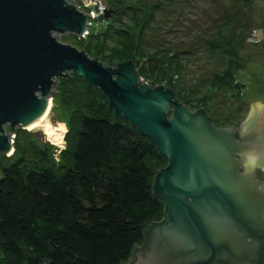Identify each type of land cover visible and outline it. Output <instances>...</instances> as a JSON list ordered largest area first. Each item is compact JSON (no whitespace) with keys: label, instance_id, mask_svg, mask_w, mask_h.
I'll return each mask as SVG.
<instances>
[{"label":"water","instance_id":"95a60500","mask_svg":"<svg viewBox=\"0 0 264 264\" xmlns=\"http://www.w3.org/2000/svg\"><path fill=\"white\" fill-rule=\"evenodd\" d=\"M74 1L0 0V154L12 155L17 127L51 110L53 80L78 76L166 162L153 184L163 219L145 229L129 264H264V188L239 175L233 155L264 146V102L250 104L241 121L247 136L236 141L235 128H215L202 108L190 112L170 89L141 83L131 62L105 66L60 43L54 34L79 38L91 18ZM254 244L260 255L250 258Z\"/></svg>","mask_w":264,"mask_h":264},{"label":"trees","instance_id":"16d2710c","mask_svg":"<svg viewBox=\"0 0 264 264\" xmlns=\"http://www.w3.org/2000/svg\"><path fill=\"white\" fill-rule=\"evenodd\" d=\"M153 8L162 9L160 1ZM222 10L220 18L225 21L205 44L215 49L221 41L228 48L224 53L233 57L232 36L226 30L236 29L240 21ZM109 11H115L114 4ZM144 16L143 25L151 22L152 11ZM104 17H100L101 28L79 39L76 49L105 66L131 62L149 87L174 86L171 66L179 67V53L160 50L164 53L156 58L144 54L143 28L136 36L123 27L115 31L114 15ZM261 25L264 31L263 18ZM252 31L260 41L258 29ZM225 65L220 74L212 75L220 85L230 82L240 69L231 62ZM60 80L61 95H73L63 99L73 107L65 148L57 150L44 143L35 159L19 156L0 167V264H124L134 248L142 245L145 229L163 218L164 208L154 196L153 184L166 162L149 139L121 116H114L97 88L74 75ZM80 82V90L68 92ZM175 97L182 105L189 102L184 95Z\"/></svg>","mask_w":264,"mask_h":264},{"label":"rangeland","instance_id":"374dc122","mask_svg":"<svg viewBox=\"0 0 264 264\" xmlns=\"http://www.w3.org/2000/svg\"><path fill=\"white\" fill-rule=\"evenodd\" d=\"M94 1L101 8L93 5ZM159 1L162 9L154 10V4ZM74 3L80 12L91 17L88 20L89 25L86 26V30L90 32L101 28L103 20L100 17L105 16L104 18H106V13L114 4L115 11L107 18L114 15L115 21L117 22V17L122 24L114 22L113 30L116 31L121 27L127 28L136 36L143 28L141 30V47L144 54L147 53V55H153L156 58L164 53L160 50L165 51V54L179 53L177 57L181 62L176 60L179 67L171 66L175 74L173 76L174 86L168 89H172L175 95H184L188 98V104L185 103L183 106L190 112L202 108L212 120L215 128L225 126L237 128L245 118L251 103L264 102V31L261 28L262 18L264 20V0H90L87 5L82 0H75ZM136 8L142 9L143 12H136ZM223 8L228 11L227 14L230 18L237 16L240 21V24L235 26L236 29L226 30L232 36L231 49L236 54L233 57L224 53V50L227 49V52L228 48L221 41L215 46V49H211L205 44L207 40L214 37L218 26H221L225 21L223 17L220 18L225 12L222 10ZM101 9H103V13ZM235 10H237V14ZM151 11L153 14L151 22L143 25L141 21L145 17L144 12L150 13ZM239 12L240 14H238ZM260 12L263 14L262 16ZM255 27L258 29L260 39L257 42L254 38V41L249 40V37L252 38L251 32ZM221 32L226 34L222 29ZM53 36L60 43L72 47L79 42V39L87 37L78 39L70 33L54 34ZM110 47H114V45L111 43ZM115 48L120 49L118 46ZM181 53L183 54L181 55ZM226 59L228 60L226 61ZM229 62L234 63V66L240 69L236 73L233 72V79L230 82L227 80L226 84L220 85L213 80L212 75L220 74L225 68V64ZM70 75L68 74L65 79ZM166 78L169 79V77ZM60 79L63 78L53 80L55 85L52 88V95H55V98L53 100L51 97L53 107L51 106L46 119L52 127H61L63 133L60 143L53 144V141H50L40 128L28 130L17 127L13 134L15 137L12 145L16 152L14 156L9 157L0 154V167L10 164L19 156L30 161L35 159L37 157L36 150L44 143L57 150L65 148L66 124L72 114L73 107L67 105L63 99H68L73 95L70 93L61 95L60 83L62 80ZM147 80L151 81L149 78ZM74 84L76 85L70 86L68 92L74 91L77 87L76 90L83 87L81 82ZM5 129L7 133H10L8 127ZM263 132L262 129L259 132V137L263 138ZM10 157L12 158L10 159Z\"/></svg>","mask_w":264,"mask_h":264},{"label":"flooded vegetation","instance_id":"af4514ba","mask_svg":"<svg viewBox=\"0 0 264 264\" xmlns=\"http://www.w3.org/2000/svg\"><path fill=\"white\" fill-rule=\"evenodd\" d=\"M251 113H252V111L249 110L247 117ZM262 129H264V126H263V128L259 129V132ZM235 130H236V132L233 134V136H234L236 141H241L242 135L245 137L247 136L246 134H247L248 129L242 128L241 123L238 125L237 128H235ZM263 135H264V132H263ZM248 151H249L248 148L245 147V148L241 149V153L234 152V154H233L234 158L242 163L241 165H239L237 170H239V175L243 176V178H245V180H247V179L252 180L253 185L255 187L263 189L264 188V181L260 182L257 178L258 177L257 174L259 173L260 177L264 176V169L262 167L264 164V146L260 145L258 150L254 151V155H249ZM247 172H250V173H247ZM258 255H260L259 248L256 247V245L254 244L251 247L250 258L258 257ZM128 264H129V262H128Z\"/></svg>","mask_w":264,"mask_h":264},{"label":"bare ground","instance_id":"6f19581e","mask_svg":"<svg viewBox=\"0 0 264 264\" xmlns=\"http://www.w3.org/2000/svg\"><path fill=\"white\" fill-rule=\"evenodd\" d=\"M49 110H45V112L33 123L28 125L26 129L32 130L34 128H40L45 136L50 140L53 141V144H58L61 141L62 137V129L60 128H54L52 127L47 121V116H48ZM64 129V128H63Z\"/></svg>","mask_w":264,"mask_h":264},{"label":"built area","instance_id":"2783aa9c","mask_svg":"<svg viewBox=\"0 0 264 264\" xmlns=\"http://www.w3.org/2000/svg\"><path fill=\"white\" fill-rule=\"evenodd\" d=\"M93 5H95V6L97 5L96 1L93 2ZM97 6L100 7V5H97ZM100 8H101V7H100ZM101 11H102V13H103V9H101ZM100 13H101V12H100ZM97 14H98V13H97ZM94 16H97V15L94 14ZM100 16H101V15H100ZM88 25H89V23L87 24V26H88ZM88 33H89V31L86 30V31L84 32V34H83L81 37L84 38V36H87ZM251 33H252V36H251L252 38L249 37V40H253V41H254V39H255V40H256L255 42H257L258 40L255 38L254 31H252ZM79 38H80V37H79ZM79 38H78V39H79ZM253 38H254V39H253ZM141 81H142V80H141ZM143 83H145V82H143ZM145 84H147V83H145ZM13 138H14V135H11V136H10L11 142H12Z\"/></svg>","mask_w":264,"mask_h":264},{"label":"clouds","instance_id":"9594fccd","mask_svg":"<svg viewBox=\"0 0 264 264\" xmlns=\"http://www.w3.org/2000/svg\"><path fill=\"white\" fill-rule=\"evenodd\" d=\"M15 137V136H14ZM11 140V139H10ZM12 142H13V140H12ZM12 145H13V143H12ZM13 154V153H12Z\"/></svg>","mask_w":264,"mask_h":264}]
</instances>
